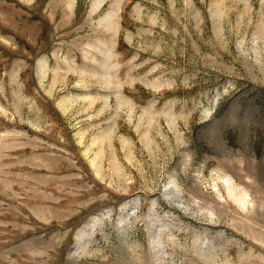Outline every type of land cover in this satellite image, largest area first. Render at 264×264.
Returning <instances> with one entry per match:
<instances>
[{"label": "rangeland", "instance_id": "rangeland-1", "mask_svg": "<svg viewBox=\"0 0 264 264\" xmlns=\"http://www.w3.org/2000/svg\"><path fill=\"white\" fill-rule=\"evenodd\" d=\"M0 264H264V0H0Z\"/></svg>", "mask_w": 264, "mask_h": 264}]
</instances>
